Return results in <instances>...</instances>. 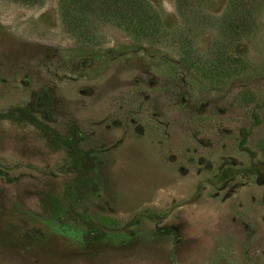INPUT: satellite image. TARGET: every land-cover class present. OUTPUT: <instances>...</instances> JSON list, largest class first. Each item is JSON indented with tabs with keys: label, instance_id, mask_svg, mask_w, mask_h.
Returning a JSON list of instances; mask_svg holds the SVG:
<instances>
[{
	"label": "rangeland",
	"instance_id": "1",
	"mask_svg": "<svg viewBox=\"0 0 264 264\" xmlns=\"http://www.w3.org/2000/svg\"><path fill=\"white\" fill-rule=\"evenodd\" d=\"M147 1L0 0V264H264V2L227 40L228 0Z\"/></svg>",
	"mask_w": 264,
	"mask_h": 264
},
{
	"label": "trees",
	"instance_id": "2",
	"mask_svg": "<svg viewBox=\"0 0 264 264\" xmlns=\"http://www.w3.org/2000/svg\"><path fill=\"white\" fill-rule=\"evenodd\" d=\"M32 2V0H26ZM60 10L64 11L66 2H72L79 7L78 13H85L97 17H103L105 20L112 21L117 25H121L123 29L135 34V37L141 34H148L145 29L153 31L155 12L147 0H58ZM196 0H174L175 7L179 11L184 6H190ZM263 0H228L224 11L218 19V27L220 29V38L227 40H237L241 36L248 34V30L254 20V12L257 10V5H261ZM86 10V11H85ZM183 12V11H182ZM61 13V12H60ZM194 22L203 19L209 22L206 15H191ZM154 18V19H153ZM210 24V23H209ZM223 48V49H222ZM217 55L222 54L229 60L233 57L227 54L224 47L216 49ZM240 63V62H238ZM240 65V64H239ZM218 64H212L208 74L213 77V70H216ZM25 120H32L29 116H24ZM60 142L72 147V141L64 140L56 136Z\"/></svg>",
	"mask_w": 264,
	"mask_h": 264
},
{
	"label": "flooded vegetation",
	"instance_id": "3",
	"mask_svg": "<svg viewBox=\"0 0 264 264\" xmlns=\"http://www.w3.org/2000/svg\"><path fill=\"white\" fill-rule=\"evenodd\" d=\"M76 137V136H75Z\"/></svg>",
	"mask_w": 264,
	"mask_h": 264
}]
</instances>
